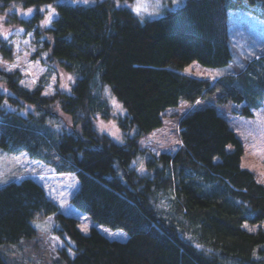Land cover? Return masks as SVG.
I'll return each instance as SVG.
<instances>
[{"label":"trees","instance_id":"16d2710c","mask_svg":"<svg viewBox=\"0 0 264 264\" xmlns=\"http://www.w3.org/2000/svg\"><path fill=\"white\" fill-rule=\"evenodd\" d=\"M20 1L36 10L12 14V21L33 32L40 50L47 51L46 61L75 78L70 92L56 88L44 95L42 83L27 88L18 70L0 68L9 91H0V146L24 150L57 172L73 171L79 181L73 205L128 236L109 238L96 226L81 231L78 218L60 211L43 185L26 176L0 185V264H15L12 253L22 241L37 237L32 220L50 214L52 232L71 239L66 243L72 254L62 247L49 264H264V228L244 227L264 222V184L241 167L242 143L214 105L180 117L179 147L149 153L146 173L131 165L141 151L139 138L160 126L165 109L180 99L213 95L222 105L241 103L244 115L262 103L264 55L215 79L183 69L192 60L226 65L231 11L249 10L264 18V0H184L144 19L115 0L57 2L59 15L46 27L40 25L38 5L54 0ZM0 53L11 60L12 44L2 39ZM105 86L125 110L114 116L122 142L99 131L92 120L98 113L112 115ZM257 88L263 95L243 102ZM24 103L33 110L20 112ZM30 249L23 250L27 257Z\"/></svg>","mask_w":264,"mask_h":264},{"label":"rangeland","instance_id":"374dc122","mask_svg":"<svg viewBox=\"0 0 264 264\" xmlns=\"http://www.w3.org/2000/svg\"><path fill=\"white\" fill-rule=\"evenodd\" d=\"M96 1L98 0H89L87 4H93ZM2 2L8 3L5 5L2 3L0 7V33H9L7 41H10L13 46L14 56L11 60H8L0 53V58H2L4 62H7V64L19 62L20 68L15 70L20 72L21 80H24L25 84H31L33 80L36 81L30 88H34L40 83L44 85V92L49 93H53L56 88L64 90L61 87L62 84H68L70 88V83L72 81H68L67 77L71 75L74 80V72L64 69L56 62L46 61L44 58L47 55V51L40 50V44L38 45L34 41L33 32L25 31L20 24L12 21V14L27 16L22 13L26 12L29 8H34L36 10L37 6L31 5L25 7L20 0H2ZM57 2L85 4L81 2V0H77L75 3L73 0H54L53 2L42 3L38 5V7L40 9L41 7L52 5V7L55 8V3ZM115 4L125 5L132 11L134 6H139L141 8L140 14L138 15L135 11L133 12L140 19L158 16L167 9L176 7V5H173L172 0H115ZM41 13L42 19L40 20V25L47 16V9L45 8V11ZM20 29L24 31H20ZM29 33H31V35H29ZM2 39L4 38L0 35V41ZM25 41L28 43H25ZM228 44L231 57L226 65L208 67L200 64L196 60H192L184 66L183 71L192 76L207 78L214 76L216 71L229 74L240 71L242 69L240 65L244 67L247 61L264 55V18L249 10L233 9L229 20ZM32 49H35V51H32ZM26 53L27 56L25 55ZM17 57H19V61H17ZM0 68L4 69L3 64H0ZM21 69H23V71ZM53 75L56 76L55 83L52 81ZM106 88L108 89L107 86L103 88V92L109 103L112 115L109 118H105L98 113L93 116L92 120L94 126L99 131L107 133L117 142H122L123 135L114 116L123 114L125 110L109 89L107 92L105 91ZM258 90L259 88H257V92L254 91L247 95V98L243 102L246 101L251 103L252 98H259V96H261L259 94L263 95V90ZM0 91L9 93L2 80H0ZM248 92L250 91L248 90L247 93ZM113 100H115L119 107L114 106ZM209 104L214 105L217 110L227 118L229 126L240 139L243 146L240 164H243L244 167L253 171L256 179L264 184V99L259 106L251 107L252 115H244L240 111L242 109L241 103L230 101L222 105L213 95L198 97L193 101L180 99L177 104L168 106L165 109L166 115L163 116V122L160 126L139 138L138 142L141 151L132 157L131 165L138 171L142 164L144 171L138 172L146 173L147 168L145 161L149 153L157 154L160 151H174L177 149L180 145L178 130L179 118L193 109ZM6 106L14 108V106L9 103H7ZM19 109L20 112H26L27 110H33V106L24 103L21 104ZM258 113L260 114L259 116L257 115ZM66 119L61 118L63 122H66ZM116 136L119 137V140L115 138ZM227 148L230 149L229 145ZM16 158H19V160ZM134 161L135 163H133ZM32 169L36 170L35 173L32 172ZM26 176L33 177L43 185L46 194L56 201L60 211L77 217L78 227L81 231H83L82 229L84 228L88 231L91 226H96L109 238L120 240L127 238L128 234L124 229L112 228L105 224L98 223L73 205L71 197L79 187L78 178L73 171L57 172L53 165L29 155V153L24 150L10 152L0 146V180H7L8 182ZM2 184L4 183H0V185ZM61 204L64 206L61 207ZM32 223L37 229V237L34 240L22 241L24 244L23 247L12 253L15 264H49L52 260L58 258L59 250L62 247H65L67 253L70 254L71 249L67 245L66 240L71 242V239L66 236L65 240L52 232L51 228L54 225V217L52 214L34 218ZM37 224L41 225V227H37ZM245 225H247V229L252 230L257 229L258 226L264 228V222L259 224L245 222L244 227ZM109 233H113L114 235H109ZM121 233L126 235H121ZM34 243H37L38 246L35 247ZM30 247V250L33 248L34 251H31V255L27 257L28 251H26L25 254L23 250ZM21 255L24 257H21Z\"/></svg>","mask_w":264,"mask_h":264},{"label":"snow or ice","instance_id":"6c2138e0","mask_svg":"<svg viewBox=\"0 0 264 264\" xmlns=\"http://www.w3.org/2000/svg\"><path fill=\"white\" fill-rule=\"evenodd\" d=\"M73 2L75 3V2H77V0H73ZM81 2L87 4V3H89V0H81ZM172 3H173V5H176L177 7H179V6L183 3V0H172ZM45 8L47 9V16H46L45 19L42 21L41 26H48V25H50V24L52 23L53 18H54L55 16L59 15V13L56 11V9H55L54 7H52V5H47V6L41 7V8L39 9V11H40V12H43V11H45ZM34 11H35L34 8H29V9H27L26 12H23L22 14H23V15H30V14H32ZM133 11H135V12L139 15L140 12H141V8H140L139 6H134V7H133ZM20 31H24V30H23V29H20ZM0 35H2L3 38H4L5 40H7V39H8V36H9V33H8V32H2V33H0ZM29 35H31V33H29ZM9 42H10V41H9ZM25 43H28V42L25 41ZM17 47H18V46H17ZM32 51H35V49H32ZM25 55L27 56V53H26ZM17 61H19V57H17ZM0 64H3L4 71H6V72H12L13 70L20 68V64H19V62H17V63H12V64H7V62H4V61L2 60V58H0ZM240 67H243V65H240ZM21 70L23 71V69H21ZM223 74H224V73L221 72V71H216L215 74H214V76H212L211 78H212V79H215V78H217V77H221V76H223ZM67 79H68V81H70V82L73 81V77H72L71 75H69V76L67 77ZM52 81H53V83L56 82V76H55V75H53V77H52ZM20 83H21L22 85H25L26 87H29V88H30L33 84L36 83V81L33 80V81L31 82V84H25V81H24V80H21ZM61 87H62L65 91H69V92L71 91V89L69 88L68 84H62ZM105 91L107 92L108 89L106 88ZM49 94H51V93H49V92H45V93H44V95H49ZM5 104H7L6 101H5ZM113 104H114L115 107H119V105L116 104L115 100H113ZM257 115L259 116L260 114L258 113ZM101 124H102V122H101ZM102 130H103V128H102ZM113 135L115 136L114 133H113ZM115 138L119 140V137H118V136H116ZM229 147H231V146H229ZM16 159L19 160V158H16ZM133 163H135V161H134ZM241 167H244V165L241 164ZM35 171H36L35 169H32V172H33V173H35ZM138 171H144V168H143V165H142V164H141V167L138 169ZM0 183H7V180H0ZM63 206H64V205L61 204V207H63ZM49 219H50V218H49ZM34 223H35V222H34ZM36 226H37V227H41V225H39V224H37ZM245 227H247V225H245ZM82 230H83V231H87L86 228H84V229H82ZM251 230H252V229H249V231H251ZM109 235H114V234H113V233H109ZM121 235H126V234L121 233ZM57 240H58V238H57ZM195 247L198 248V249H199V248H202L201 245H195ZM70 254H71V251H70Z\"/></svg>","mask_w":264,"mask_h":264}]
</instances>
